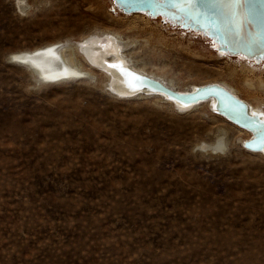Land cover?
<instances>
[{"label":"rangeland","instance_id":"rangeland-1","mask_svg":"<svg viewBox=\"0 0 264 264\" xmlns=\"http://www.w3.org/2000/svg\"><path fill=\"white\" fill-rule=\"evenodd\" d=\"M28 1L22 12L0 0V264H264V153L242 146L248 131L209 103L180 113L112 95L105 82L114 78L44 86L10 56L129 30L178 86L229 82L263 107L264 62L113 0ZM220 133L227 152L200 151Z\"/></svg>","mask_w":264,"mask_h":264},{"label":"water","instance_id":"water-1","mask_svg":"<svg viewBox=\"0 0 264 264\" xmlns=\"http://www.w3.org/2000/svg\"><path fill=\"white\" fill-rule=\"evenodd\" d=\"M115 6L125 13H145L150 17H161L163 20L179 25L187 30L196 31L208 37L213 47L220 53L245 58L253 63L264 62V0H247L244 9L237 10L231 16L227 7L219 0H194L189 7L186 0H113ZM90 44L101 50L100 66L88 62L112 76L111 70L120 65L125 72L124 84L129 91L116 88L115 81L105 82V89L112 95L133 98L136 96H162L176 111L183 113L202 103H209L211 111L225 117L250 133L242 146L252 152L264 153V117L252 116L251 105L224 83L211 81L190 85L178 90L156 77L136 70L122 54V48L105 46L104 42L118 38L113 33L99 35L94 33ZM77 46L85 44L86 40ZM105 40V41H103ZM111 50V51H110ZM81 51V50H80ZM111 58V60H108ZM103 60V61H102ZM112 65H115L113 67ZM121 81V80H119Z\"/></svg>","mask_w":264,"mask_h":264},{"label":"bare ground","instance_id":"bare-ground-1","mask_svg":"<svg viewBox=\"0 0 264 264\" xmlns=\"http://www.w3.org/2000/svg\"><path fill=\"white\" fill-rule=\"evenodd\" d=\"M15 1H16V4H17L19 10H21L22 12H25V11L32 9V5L29 3L28 0H15ZM128 27H127V29L131 28V27H129V28ZM107 32L113 33L114 35H116L118 37V38H116L117 41L116 40H110L112 42V47L115 48L119 45L120 48H122V54L125 55L128 62L136 70L141 71V72L148 74L150 76L156 77L158 79H161L162 81L166 82L171 87L178 89V90H184L185 88L189 87L190 85H197V84L193 83V84H190L189 86L186 85L187 87H185V88L180 87V86H178V83L175 82L176 80L174 78L175 77L174 75H176V74L173 73L174 74L173 75L171 73L172 71L170 72L169 70L166 69L167 67H165V66H164V68L163 67H156L155 65H151V63L149 64L148 61L146 60V58L142 57L138 53V49L141 48L140 45L143 43V40H141L142 36L140 37L141 39H139L138 34H134L129 30L124 31V30H120V29L109 28V29L104 30V31L101 30L100 32H92L88 35L83 36L82 38L77 39V41L79 43H81L82 41L87 39L88 36L93 35L94 33H96V34L98 33L99 35H102V34L107 33ZM150 37L151 36H149V38ZM89 40L91 41L92 38L87 39L85 44H83L81 46L70 44V45H68V47H61V48H60V45H58L57 42L54 41L53 43H48V44L36 46L33 48L22 49V50L18 51L17 53H12L10 58L12 57L11 59H14V61L16 63L25 67L38 80V82L40 84H44V86L47 84H53V83L56 84V82L72 80L76 77H80V78L81 77H91V78H93V77H100L101 76L104 79V81H108V78L116 79L115 83H117L116 85L118 86V88H119V85L121 84L120 88L123 91H129L122 86L124 84L125 72L120 65H117L116 68L112 69L111 70L112 76H109V75H107V73H105L101 69L97 68L96 66H94L88 62L85 55L88 56L90 58L91 62L94 63V59H93L92 55L93 54H100L99 51H97V49L92 48ZM100 60H101V58L99 59V61ZM108 60H111V58H108ZM94 64L97 65L96 63H94ZM119 80H121V81H119ZM243 80H244L245 86L250 87V88L254 87L255 84H253V82H250L251 80H246V79H243ZM178 81H179V79H178ZM236 81H238V80L236 79ZM118 82L120 84H118ZM228 84H225V85L227 87H229L230 89H232L241 98L244 99V97L241 96L240 91L237 88V86H234L232 83H229V82H228ZM232 86H234L235 89H233ZM120 88L118 90H120ZM135 98H138V99H140V98L153 99L154 98L158 102L164 101L162 99V96H141V95H139V96H136ZM252 99H254L256 101L257 97L254 96V97H252ZM164 102H166V101H164ZM248 103L251 105L252 109H257L258 111H260V110L264 111V107L262 106L263 104L258 105L256 103V105H253L250 102H248ZM164 104L171 106V104H169L167 102ZM196 145H199L200 151L203 153L208 152L209 154H217V155L220 153L224 154L225 152H227L230 149V143L228 142V139L225 138V133H220L219 135H217L215 137L214 140L201 141V142L197 143Z\"/></svg>","mask_w":264,"mask_h":264},{"label":"snow or ice","instance_id":"snow-or-ice-1","mask_svg":"<svg viewBox=\"0 0 264 264\" xmlns=\"http://www.w3.org/2000/svg\"><path fill=\"white\" fill-rule=\"evenodd\" d=\"M219 2L228 8L229 14L231 16H236L237 10L244 9L247 0H219ZM186 3L188 4L189 7L194 6V0H186ZM112 66L115 67V65ZM251 115L252 116L260 115L261 117H264V111H261L260 113L253 112ZM262 123H264V120H262Z\"/></svg>","mask_w":264,"mask_h":264}]
</instances>
